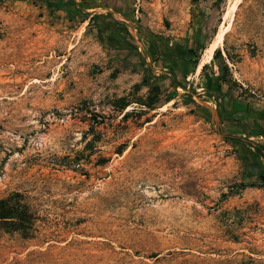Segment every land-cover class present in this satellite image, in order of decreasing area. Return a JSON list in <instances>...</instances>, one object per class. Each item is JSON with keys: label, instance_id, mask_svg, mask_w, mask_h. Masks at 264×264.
<instances>
[{"label": "rangeland", "instance_id": "1", "mask_svg": "<svg viewBox=\"0 0 264 264\" xmlns=\"http://www.w3.org/2000/svg\"><path fill=\"white\" fill-rule=\"evenodd\" d=\"M101 1H0V264H264V0Z\"/></svg>", "mask_w": 264, "mask_h": 264}, {"label": "flooded vegetation", "instance_id": "2", "mask_svg": "<svg viewBox=\"0 0 264 264\" xmlns=\"http://www.w3.org/2000/svg\"><path fill=\"white\" fill-rule=\"evenodd\" d=\"M54 4H61V5H68V11L66 9H62L65 13L68 14V16H83V15H88L89 17H94V18H103V20H107L108 18H110L111 13H103L102 17L100 13H86L89 12L90 10H94L96 8H104V2H102L101 0H48ZM58 8V7H57ZM73 9V10H71ZM108 9V11H110V8H106ZM73 11V14L71 15L70 12ZM104 27H100V30H107L106 32V37L107 39L113 43L115 46H117L118 48H130L129 45H127L124 42V37L121 34V27L115 25V23L113 22H108L104 21ZM176 49L174 47L169 46V48H167L165 54H162V56H165L163 58H166L168 60H172L175 59L176 56L174 55ZM224 106L228 107L229 110H227L229 113H221L218 109L217 110V115L219 116V119H221L222 121H225L227 119H233V124L229 125L232 127L233 130V137H230V140L232 142H234L235 144L241 146L245 140H249V143L254 145L253 142H251V137L246 136L248 133L250 132H256V134L259 135V137H261L264 140V125L259 123L254 126H249L248 128L244 129L242 127H240V122H236V119H238V115L239 114H243L244 112H247V110L242 108V104H240L237 100L231 99V98H226L224 100ZM233 105L235 106L233 108ZM253 120L256 121H264L263 117H253ZM246 131V132H245ZM250 149L252 150V152L250 153H245L244 156L246 158H248L250 163H254V162H260L263 160L262 156L264 157V155H260L258 153H256L252 147L250 146ZM253 172L255 173H259L256 172L255 169L253 168Z\"/></svg>", "mask_w": 264, "mask_h": 264}, {"label": "trees", "instance_id": "3", "mask_svg": "<svg viewBox=\"0 0 264 264\" xmlns=\"http://www.w3.org/2000/svg\"><path fill=\"white\" fill-rule=\"evenodd\" d=\"M43 1H45L50 6H55V7H58V8L66 9L68 11V5L54 4V3H52V2H50L48 0H43ZM71 10H73V9H71ZM70 14L72 15L73 11L70 12ZM174 55L176 56V58L174 60H176V62H177L176 70L178 72H180V74L184 77L185 71L188 70V68H186L185 66L189 62L190 54L187 51L186 52H181V51L176 50ZM163 57H165V56H163ZM234 107L235 106L233 105V108ZM263 152H264V144H260V147L256 149V153L260 154V153H263ZM250 165L255 169L256 172H259V177L264 178V173L261 171L262 168L259 166V162L250 163ZM4 217H8V216H7L6 212H4L3 207L0 206V218H4Z\"/></svg>", "mask_w": 264, "mask_h": 264}, {"label": "bare ground", "instance_id": "4", "mask_svg": "<svg viewBox=\"0 0 264 264\" xmlns=\"http://www.w3.org/2000/svg\"><path fill=\"white\" fill-rule=\"evenodd\" d=\"M221 35V34H220ZM219 37V36H218ZM219 39H220V37H219ZM215 44H216V39H215V41H212V43H211V45H210V51L215 47ZM207 50H208V48H207ZM214 50V49H213Z\"/></svg>", "mask_w": 264, "mask_h": 264}]
</instances>
